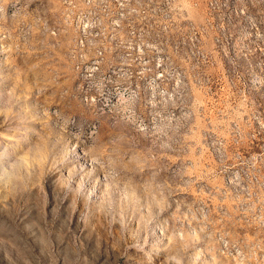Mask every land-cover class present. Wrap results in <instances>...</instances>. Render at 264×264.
<instances>
[{
  "label": "rangeland",
  "instance_id": "rangeland-1",
  "mask_svg": "<svg viewBox=\"0 0 264 264\" xmlns=\"http://www.w3.org/2000/svg\"><path fill=\"white\" fill-rule=\"evenodd\" d=\"M0 264H264V0H0Z\"/></svg>",
  "mask_w": 264,
  "mask_h": 264
}]
</instances>
